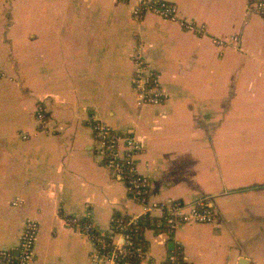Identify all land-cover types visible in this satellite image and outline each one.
I'll return each mask as SVG.
<instances>
[{
	"label": "crops",
	"instance_id": "obj_1",
	"mask_svg": "<svg viewBox=\"0 0 264 264\" xmlns=\"http://www.w3.org/2000/svg\"><path fill=\"white\" fill-rule=\"evenodd\" d=\"M136 1L0 0V248L17 252L30 218V264H93L71 218L115 238L114 217L142 212L98 155V119L142 142L148 201L209 196L218 210L215 223L173 231L160 211L142 219L141 264H167L177 248L191 264H264V18L250 0H168L199 34L154 13L136 20ZM232 36L238 45L215 41ZM139 41L169 94L162 105H137Z\"/></svg>",
	"mask_w": 264,
	"mask_h": 264
},
{
	"label": "built area",
	"instance_id": "obj_2",
	"mask_svg": "<svg viewBox=\"0 0 264 264\" xmlns=\"http://www.w3.org/2000/svg\"><path fill=\"white\" fill-rule=\"evenodd\" d=\"M249 8L264 18V0H250ZM147 13H154L164 19L179 22L187 31H196L199 34L204 32L193 20L180 19L177 14V5L168 0H137L132 10L133 17L140 20ZM215 41L222 46H236L239 43V36ZM131 59L134 64L131 84L136 94L137 105L142 107L164 104L169 94L161 82L160 74L145 59L144 45L141 41L136 44ZM1 76L2 72H0ZM35 116L40 123L41 130L49 132L47 115L42 104L37 106ZM92 128L98 146V155L104 160V165L116 179L127 183L133 199L142 204V212L128 217L127 220L113 218L115 238L101 234L88 220L78 217L71 218V222L79 227L95 245V252L92 254L93 264H98L102 259L112 264H141L146 255L145 247L138 233H136V238H133L134 236L127 230L130 225L151 217L156 211L162 213L161 222L172 231L182 223L210 224L217 221L218 210L209 196H199L191 202L148 201L150 181L139 171L137 164V157L144 147L134 130L116 131L98 119L93 121ZM24 137L28 138L29 135H24ZM38 232V221L26 219L18 251L0 248V264H30L35 255ZM167 264L191 263L181 249L177 248L168 256Z\"/></svg>",
	"mask_w": 264,
	"mask_h": 264
},
{
	"label": "trees",
	"instance_id": "obj_3",
	"mask_svg": "<svg viewBox=\"0 0 264 264\" xmlns=\"http://www.w3.org/2000/svg\"><path fill=\"white\" fill-rule=\"evenodd\" d=\"M116 217L123 219V220L128 219V217L126 216H116ZM147 225H149V223L146 220H141L137 224L130 225L127 231L130 232L134 236L133 238H136V233L142 231L143 227Z\"/></svg>",
	"mask_w": 264,
	"mask_h": 264
},
{
	"label": "water",
	"instance_id": "obj_4",
	"mask_svg": "<svg viewBox=\"0 0 264 264\" xmlns=\"http://www.w3.org/2000/svg\"><path fill=\"white\" fill-rule=\"evenodd\" d=\"M174 244H172V248H173Z\"/></svg>",
	"mask_w": 264,
	"mask_h": 264
}]
</instances>
